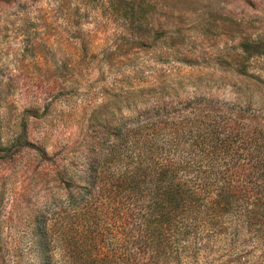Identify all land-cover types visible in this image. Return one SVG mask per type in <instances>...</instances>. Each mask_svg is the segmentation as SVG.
<instances>
[{"label":"rangeland","instance_id":"rangeland-1","mask_svg":"<svg viewBox=\"0 0 264 264\" xmlns=\"http://www.w3.org/2000/svg\"><path fill=\"white\" fill-rule=\"evenodd\" d=\"M137 148L191 167L195 148H233L218 165H250L264 0H0V264H103L70 195L98 166L113 182ZM100 226L126 264L132 238ZM210 232L182 264H264L262 244Z\"/></svg>","mask_w":264,"mask_h":264},{"label":"trees","instance_id":"trees-1","mask_svg":"<svg viewBox=\"0 0 264 264\" xmlns=\"http://www.w3.org/2000/svg\"><path fill=\"white\" fill-rule=\"evenodd\" d=\"M263 150L247 152L249 166H219L217 159L233 148H195L191 167L137 148L134 164L124 166L113 182H104L103 167L90 170L88 183L70 197L75 212L83 215L92 263L116 259L101 244L100 223L108 218H116L132 238L134 252H125L126 264H182L192 252L184 244L210 231L220 241L229 240L230 249L242 238L264 246Z\"/></svg>","mask_w":264,"mask_h":264}]
</instances>
